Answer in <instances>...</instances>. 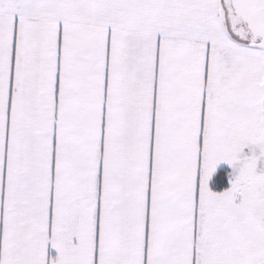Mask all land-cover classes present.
Here are the masks:
<instances>
[{"label": "snow or ice", "instance_id": "1", "mask_svg": "<svg viewBox=\"0 0 264 264\" xmlns=\"http://www.w3.org/2000/svg\"><path fill=\"white\" fill-rule=\"evenodd\" d=\"M0 264H264V0H0Z\"/></svg>", "mask_w": 264, "mask_h": 264}]
</instances>
